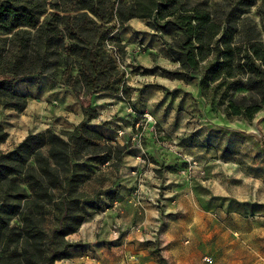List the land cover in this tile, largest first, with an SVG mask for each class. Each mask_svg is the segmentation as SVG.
<instances>
[{
	"label": "rangeland",
	"instance_id": "obj_1",
	"mask_svg": "<svg viewBox=\"0 0 264 264\" xmlns=\"http://www.w3.org/2000/svg\"><path fill=\"white\" fill-rule=\"evenodd\" d=\"M55 1L41 4L48 12ZM127 1L101 0V8L114 15L119 2ZM166 1L167 10L176 13L183 8L206 10L219 26L217 36L232 30L236 40L264 42V0ZM47 12L39 23L50 19ZM149 22L160 47L140 63L141 50L127 51L120 42L116 18L99 21L102 37L92 39L93 44L109 55L107 42H113L117 55L97 80L116 89L94 91L81 82L77 95L82 94L79 100L86 103L84 118L94 113L85 94L109 97L100 103L109 115L101 121L105 125L116 119L117 127L112 137L101 134L125 149L118 164L116 159L88 162L90 179L82 188L56 192L38 215L36 231L43 236L44 254L57 245L52 229L80 218L77 230L65 236L71 245L54 264H67L70 256L84 254L101 257V264H264V107L250 121L227 116L223 105L212 109L200 86L206 64L197 73H174L180 62L170 47L178 49L183 35L153 17ZM11 34L0 27V79L9 76L19 54L17 41L9 40ZM90 39L84 35L85 43ZM76 42L66 33L55 38L44 68L17 77L14 89L23 94L34 77L44 73L65 86L80 81V59L69 51ZM25 95L28 104L22 111L0 104V128L7 134L0 142L2 152L12 150L28 133L74 128L44 127L31 109L33 96ZM122 108L128 117L124 121L118 113ZM178 113H183L181 119H176ZM4 196L5 188H0V199L10 204ZM145 208L154 214L150 217ZM2 210L0 264H20L21 240L10 231L18 221L7 220Z\"/></svg>",
	"mask_w": 264,
	"mask_h": 264
},
{
	"label": "trees",
	"instance_id": "obj_2",
	"mask_svg": "<svg viewBox=\"0 0 264 264\" xmlns=\"http://www.w3.org/2000/svg\"><path fill=\"white\" fill-rule=\"evenodd\" d=\"M167 3L166 0H128L119 2L112 15L101 8V0H57L50 3L53 10L48 12L41 0H0V27L12 32L9 40L17 41L19 51L8 69L9 76L0 79V104L16 111L26 107L27 95L14 89L16 78L44 68L54 39L64 33L79 42L72 44L69 51L80 59L82 84L94 91L116 89L97 80L104 77L107 65L114 61L112 52L105 54L100 45L93 44L94 38L102 37L99 21L114 17L121 26L132 17H153L155 22H163L162 27L171 24L183 35L178 49L170 47L180 62V69L174 73H185L183 70L197 73L206 64L200 86L212 109L218 110L223 105L227 116L252 120L264 107V42L254 38L236 40L232 30L217 36L219 26L206 10L193 8L185 12L183 8L176 13L167 10ZM45 12L50 19L39 23L40 15ZM73 12L76 13L72 15ZM84 35L91 37L89 42H84ZM90 117L86 116L72 130L57 132L47 128L28 133L12 150H0V188H5L4 197L10 200L7 204L1 198L0 210L6 209L7 220L18 221L10 231L21 240L20 264H54L60 258L71 245L65 236L77 230L81 219H72V225L52 229L57 245L46 255L43 236L36 231L41 219L38 215L53 202L56 192L71 193L82 188L90 179L88 162L116 159L118 164L121 159L125 145L113 143L89 128ZM6 137L0 128V142ZM2 223L0 214V229Z\"/></svg>",
	"mask_w": 264,
	"mask_h": 264
},
{
	"label": "crops",
	"instance_id": "obj_3",
	"mask_svg": "<svg viewBox=\"0 0 264 264\" xmlns=\"http://www.w3.org/2000/svg\"><path fill=\"white\" fill-rule=\"evenodd\" d=\"M118 37L120 42L124 45V48L127 51H132L135 49L139 51L138 60L140 63L146 61L150 55L152 49H157L160 47L158 43V37L156 32L153 31V28L150 25L149 19L132 17L125 21L120 28L118 29ZM166 58L169 57L165 54ZM142 61V62H141ZM178 64H175L177 66ZM78 85H81V81H76L73 86H65L59 83L56 80H53L48 76L47 73L42 75H37L33 79V83L27 86V90L21 91L23 94L30 93L36 103H30L32 111H36V115L43 119L42 125L44 127L54 126L58 124L59 126L66 127L68 129L73 128L82 120H84V114L82 111L83 101L79 100L82 97V94L77 95ZM85 97L88 98L87 103L89 107L94 110L92 117L89 118L87 124L94 130L102 133L105 136L112 137L115 133L113 127H117L115 122H118L116 119L109 120L104 123L101 121L106 117H109L107 112L102 108L101 101L107 100L109 97H100L96 93L85 94ZM28 104V102H27ZM26 104V107H27ZM125 108H122L118 113L122 114V121L126 120L128 117L125 115ZM183 113H178L176 119L182 118ZM33 116V115H32ZM175 118V114H172ZM133 163V161H130ZM135 172V170H132ZM150 173L149 175H151ZM155 178L157 175L152 174ZM150 208H145L146 213L151 217L154 213L147 212ZM67 259V264H101L102 258H89L87 255L83 256H70Z\"/></svg>",
	"mask_w": 264,
	"mask_h": 264
},
{
	"label": "built area",
	"instance_id": "obj_4",
	"mask_svg": "<svg viewBox=\"0 0 264 264\" xmlns=\"http://www.w3.org/2000/svg\"><path fill=\"white\" fill-rule=\"evenodd\" d=\"M107 46L109 47V50L113 53V55H117L116 54V47L113 44V42H107ZM121 134V132H119Z\"/></svg>",
	"mask_w": 264,
	"mask_h": 264
}]
</instances>
